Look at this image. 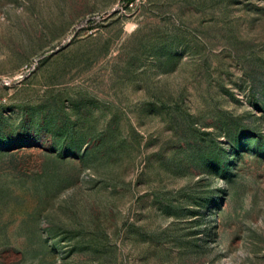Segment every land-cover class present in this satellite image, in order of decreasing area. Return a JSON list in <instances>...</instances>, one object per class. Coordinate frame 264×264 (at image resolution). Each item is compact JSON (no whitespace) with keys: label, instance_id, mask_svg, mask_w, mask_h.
I'll use <instances>...</instances> for the list:
<instances>
[{"label":"rangeland","instance_id":"1","mask_svg":"<svg viewBox=\"0 0 264 264\" xmlns=\"http://www.w3.org/2000/svg\"><path fill=\"white\" fill-rule=\"evenodd\" d=\"M0 264H264V0H0Z\"/></svg>","mask_w":264,"mask_h":264}]
</instances>
